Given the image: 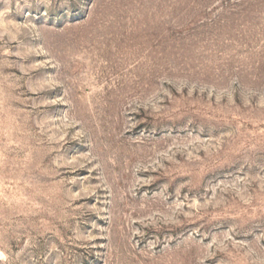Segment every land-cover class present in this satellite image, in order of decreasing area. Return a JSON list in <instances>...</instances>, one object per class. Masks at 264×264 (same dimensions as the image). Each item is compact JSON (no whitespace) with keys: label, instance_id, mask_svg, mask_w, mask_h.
<instances>
[{"label":"rangeland","instance_id":"374dc122","mask_svg":"<svg viewBox=\"0 0 264 264\" xmlns=\"http://www.w3.org/2000/svg\"><path fill=\"white\" fill-rule=\"evenodd\" d=\"M0 264H264V0H0Z\"/></svg>","mask_w":264,"mask_h":264}]
</instances>
